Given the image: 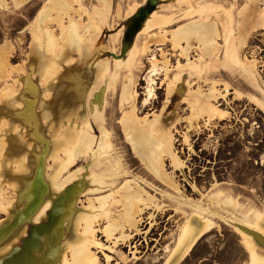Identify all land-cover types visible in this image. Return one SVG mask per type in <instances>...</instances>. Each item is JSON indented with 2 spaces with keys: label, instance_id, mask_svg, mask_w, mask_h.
<instances>
[{
  "label": "rangeland",
  "instance_id": "374dc122",
  "mask_svg": "<svg viewBox=\"0 0 264 264\" xmlns=\"http://www.w3.org/2000/svg\"><path fill=\"white\" fill-rule=\"evenodd\" d=\"M0 264H264V0H0Z\"/></svg>",
  "mask_w": 264,
  "mask_h": 264
},
{
  "label": "bare ground",
  "instance_id": "6f19581e",
  "mask_svg": "<svg viewBox=\"0 0 264 264\" xmlns=\"http://www.w3.org/2000/svg\"><path fill=\"white\" fill-rule=\"evenodd\" d=\"M36 256V255H35ZM28 260H29V258H28ZM28 263H29V261H28Z\"/></svg>",
  "mask_w": 264,
  "mask_h": 264
}]
</instances>
